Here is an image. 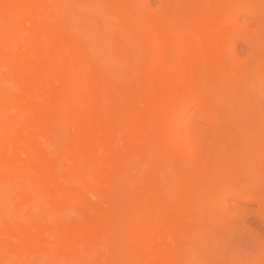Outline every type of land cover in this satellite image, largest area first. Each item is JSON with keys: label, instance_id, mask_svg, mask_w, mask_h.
<instances>
[{"label": "bare ground", "instance_id": "1", "mask_svg": "<svg viewBox=\"0 0 264 264\" xmlns=\"http://www.w3.org/2000/svg\"><path fill=\"white\" fill-rule=\"evenodd\" d=\"M157 3L0 0V264H203L228 197L264 221V0Z\"/></svg>", "mask_w": 264, "mask_h": 264}, {"label": "rangeland", "instance_id": "2", "mask_svg": "<svg viewBox=\"0 0 264 264\" xmlns=\"http://www.w3.org/2000/svg\"><path fill=\"white\" fill-rule=\"evenodd\" d=\"M157 2L158 0H149L150 7H157ZM109 20L108 22H112L111 19ZM79 30L83 29L79 28ZM237 46L243 45L240 42ZM250 108L253 113L264 111V97L261 100H254ZM227 204L231 206L234 216L230 222L219 219V225L211 229L209 241L204 245L206 259L201 261L203 264H211L215 257L217 264H251L249 262L253 259L257 260V254L261 252V243L264 241V221L254 213L258 203L228 197Z\"/></svg>", "mask_w": 264, "mask_h": 264}, {"label": "clouds", "instance_id": "3", "mask_svg": "<svg viewBox=\"0 0 264 264\" xmlns=\"http://www.w3.org/2000/svg\"><path fill=\"white\" fill-rule=\"evenodd\" d=\"M10 264H12V262H10ZM42 264H43V262H42Z\"/></svg>", "mask_w": 264, "mask_h": 264}]
</instances>
